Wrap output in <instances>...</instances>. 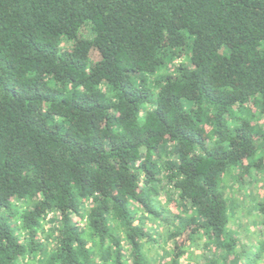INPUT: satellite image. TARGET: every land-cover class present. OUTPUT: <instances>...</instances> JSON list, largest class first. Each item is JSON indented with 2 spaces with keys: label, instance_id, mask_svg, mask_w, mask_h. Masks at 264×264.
I'll list each match as a JSON object with an SVG mask.
<instances>
[{
  "label": "trees",
  "instance_id": "trees-1",
  "mask_svg": "<svg viewBox=\"0 0 264 264\" xmlns=\"http://www.w3.org/2000/svg\"><path fill=\"white\" fill-rule=\"evenodd\" d=\"M0 264H264V0H0Z\"/></svg>",
  "mask_w": 264,
  "mask_h": 264
}]
</instances>
